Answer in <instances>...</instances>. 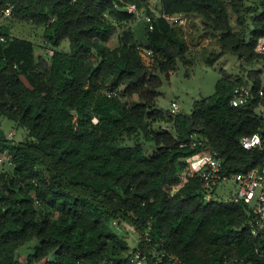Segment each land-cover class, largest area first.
<instances>
[{"label":"trees","instance_id":"trees-1","mask_svg":"<svg viewBox=\"0 0 264 264\" xmlns=\"http://www.w3.org/2000/svg\"><path fill=\"white\" fill-rule=\"evenodd\" d=\"M151 1L0 0V7L14 5L15 18L43 25L52 50L37 55L33 42L1 30L0 118L25 135L16 141L0 124V153L13 161L0 173V264H20L22 251L25 264H133L139 250L145 264H168L167 255L158 263L148 254L161 252L162 241L168 254L191 264H223L226 255L250 252L251 208L211 198L215 188L188 176L184 158L218 150L227 174L264 164L263 71L222 77L190 113L159 108L157 97L161 75L169 77L179 60L190 63L184 26L172 15L201 16L218 33L222 53L253 64L264 60L257 50L264 0H159V11ZM129 4L153 15V30ZM143 44L154 50L151 61ZM250 83L254 99L233 106L234 88ZM254 132L261 146L245 149L242 137ZM192 140L201 144L181 146ZM113 221L134 226L136 246ZM148 230L152 243L143 237Z\"/></svg>","mask_w":264,"mask_h":264},{"label":"rangeland","instance_id":"rangeland-1","mask_svg":"<svg viewBox=\"0 0 264 264\" xmlns=\"http://www.w3.org/2000/svg\"><path fill=\"white\" fill-rule=\"evenodd\" d=\"M256 2L254 0H248L247 4L256 6ZM151 3L153 8L158 11L160 10L159 0H152ZM187 17L188 21L183 25V36L189 45L187 58L190 60V63L179 60L177 69L169 77L165 74L161 75L162 85L158 89L157 107L164 110H171L172 102H177L179 104V111L190 113L194 103L204 97L211 96L216 89V84L219 79L229 74L232 76L239 74L245 75L248 70L259 69L263 71L262 78L264 81V60L256 61L253 64H246L240 61L237 54L232 52L222 53L218 33L205 27L201 16L187 15ZM231 21L234 27L238 28L236 14H231ZM1 30L8 31L12 37L33 42L37 55H46L47 51L52 53V50H47L44 46L46 43L44 40L45 27L43 25L31 21L19 20L12 15L0 18ZM109 44L116 46L117 40L114 38ZM133 99L136 100L137 95ZM0 124L8 136L11 131L16 132L13 136L16 141L24 138V127L18 125L14 120L3 117L0 118ZM236 189V182L224 180L214 189L211 198L215 200L232 199ZM111 227L119 236L126 238L130 248L136 246L139 240V234L135 231L131 223L113 221L111 222ZM34 245L35 242L25 252L31 251ZM21 253L20 264H25L26 254H23V251ZM39 264L45 263L42 261Z\"/></svg>","mask_w":264,"mask_h":264},{"label":"built area","instance_id":"built-area-1","mask_svg":"<svg viewBox=\"0 0 264 264\" xmlns=\"http://www.w3.org/2000/svg\"><path fill=\"white\" fill-rule=\"evenodd\" d=\"M232 1V0H227ZM13 4H8L5 7H0V18L13 15ZM127 10L130 14L137 17V21H142L148 30H153L155 27L154 17L151 14L141 16L138 7L135 4L127 5ZM180 25H185L188 21L187 14L177 13L170 17ZM0 41H7V36L0 31ZM141 54L151 61L154 57V50L141 45L139 47ZM257 50L264 59V37L259 38L257 42ZM262 94V91H260ZM255 93L252 84H241L234 88L231 104L233 106H246L254 99ZM179 110V104L172 102V111ZM76 118V117H75ZM97 122V118L94 119ZM15 131H11L9 137L15 135ZM241 143L245 149H254L260 147L262 144V136L260 132L243 136ZM200 141L192 140L184 142L182 147L190 145L195 147L200 145ZM186 162V174L188 176H200L204 183L209 188H216L224 180H232L236 182L237 189L233 196L234 201L243 202L251 208V214L246 222V228L253 238V244L248 254L239 256L236 253L226 255L223 264H264V164L255 166L245 172H233L227 174L223 171V156L218 150L200 149L195 153L184 158ZM13 164L10 155L0 153V173L5 171L7 167ZM144 239L147 243L153 242V237L150 231H145ZM140 241V235L139 240ZM161 252L159 250H150L153 256H158L157 262H163V255L169 257L168 264H191L176 255L168 254L164 248ZM159 244V246L161 245ZM147 254L143 251H136L131 257L133 264H145Z\"/></svg>","mask_w":264,"mask_h":264},{"label":"water","instance_id":"water-1","mask_svg":"<svg viewBox=\"0 0 264 264\" xmlns=\"http://www.w3.org/2000/svg\"><path fill=\"white\" fill-rule=\"evenodd\" d=\"M190 127H192V125H190Z\"/></svg>","mask_w":264,"mask_h":264}]
</instances>
